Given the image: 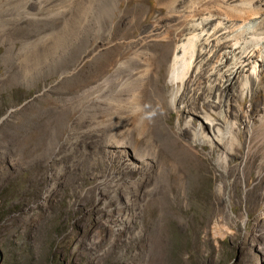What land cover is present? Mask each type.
<instances>
[{
	"label": "rangeland",
	"instance_id": "obj_1",
	"mask_svg": "<svg viewBox=\"0 0 264 264\" xmlns=\"http://www.w3.org/2000/svg\"><path fill=\"white\" fill-rule=\"evenodd\" d=\"M49 1L53 0H31L28 7L34 11L38 4ZM60 5L56 15L36 20L28 17L20 23L9 21L6 26L0 24V191L7 183L22 185V195L9 202L11 208L19 209L8 216V224L22 222L25 239H30L42 254L46 252L43 243L52 234L49 232L52 227L57 228L56 234L70 232L71 245L74 251L79 250L80 256L76 258L79 264H194L189 259L191 253L186 251L197 246L203 264H264V196L258 199V204L251 205L248 197L253 199L251 190L257 183V173L250 165L246 196L241 172L246 134L244 119L246 114L251 117L256 113L255 110L247 113V107L250 99L256 105L263 103L264 91L259 89L252 98L245 95L234 103L237 113H241L238 118L243 141V147L234 157L237 166H228L231 174L228 178L235 180L234 185L228 182L226 172L217 167L216 154H211L208 146H200L191 136L179 134L177 113L168 110L161 115L168 137L156 130L159 139L155 138L159 145H164L161 153L166 150L167 155L169 151L166 157L170 156L171 162L168 168L166 165V174L160 175L159 189L152 195L151 205L140 202L134 209L135 214L123 208L126 191L122 187L112 191L113 201L107 204L109 193L104 192L101 180H105L103 176L109 174V169L119 171V163L106 160L111 156L110 150L99 142L92 144L89 140L90 146L81 145L79 152L76 145L71 149L65 142L66 135L79 111L71 110L66 114V109L58 107L56 100L63 96L62 91L64 96L73 95L72 92L77 94L109 71L118 53H129L125 47L127 43L123 46L119 41H139L155 18L166 14L167 8L160 5V0H119L113 18L103 20L104 30L112 20V32L117 33L113 38L115 44L95 54H83L87 44L105 42V38L93 39L86 29L77 39L67 38V44L71 43L66 52L48 60L35 77L25 81L19 63L16 64L17 50L23 41L35 44L37 33L66 25L70 12L74 11L69 12L67 5ZM2 15L0 19L4 21ZM46 38L50 43L51 39ZM156 50L160 55L157 62L159 88L164 85L168 43L158 41ZM81 55H84L83 61L77 66ZM74 66H77L76 71L60 76L63 70ZM225 93L238 95L239 90L231 87ZM161 134L163 137L159 136ZM165 146L168 148L164 149ZM88 153H95L96 157L84 155ZM127 153L135 161L132 150ZM165 154L161 157L165 158ZM171 156H175L174 159ZM96 159L105 161L101 166L90 165L97 162ZM63 163L73 166L64 170ZM58 169L62 170L56 177ZM172 174L178 176L177 190L174 183L172 185ZM221 181L227 183V189L219 192ZM137 199L143 201L149 197L144 198L139 193Z\"/></svg>",
	"mask_w": 264,
	"mask_h": 264
},
{
	"label": "bare ground",
	"instance_id": "obj_2",
	"mask_svg": "<svg viewBox=\"0 0 264 264\" xmlns=\"http://www.w3.org/2000/svg\"><path fill=\"white\" fill-rule=\"evenodd\" d=\"M30 1L0 0V14L5 16L0 24L6 26L9 21L20 23L28 17L36 20L56 15L60 4L74 12H70L62 28L37 33L35 44L22 42L16 53V64L19 63L25 81L35 77L48 60L66 52L71 43L67 44V38L77 39L86 29L93 39L105 38V42L87 44L83 54H95L116 42L112 20L107 30L103 28V20L113 18L119 0H60V3L53 0L38 4L34 11L28 7ZM160 5L167 8L166 14L157 16L139 41H119L123 46L127 43L125 47L129 53L119 51L109 71L88 83L81 92L64 96L62 91L63 96L56 98L58 107L65 108L66 114L71 110L79 111L68 126L67 145L71 149L76 145L79 152L81 145L90 146L89 140L92 144L99 142L110 150L111 156L106 160L119 163V171L109 169L101 185L104 192L109 193L107 204L113 201L112 191L124 188L126 199L122 207L129 211L139 207L140 202L150 206L152 195L159 189L160 175L166 174L169 151L166 155L164 150L162 156L165 158H162L164 145L156 142V130L168 137L162 126V113L175 110L179 134L191 136L200 146H208L210 153L216 154L217 167L226 172L228 182L234 185L235 180L228 178L231 176L228 166H237L234 157L243 147L238 118L241 113H237L234 103L245 95L252 98L259 89L264 91V0H160ZM46 37L51 39L50 43L46 42ZM158 41H166L169 46L167 58L164 57L166 90L164 85L158 88L157 84ZM81 56L77 66L83 61L84 55ZM77 66L63 70L60 76L76 71ZM231 87L238 88L239 94H226ZM253 110L255 115L246 114L244 119L246 134L241 169L246 196L250 165L257 173V183L251 190L253 199L248 197L251 205L258 204V199L264 196V102L256 105L250 99L247 113ZM128 150L134 153L135 161L129 157ZM84 155L96 157L95 153ZM104 161H90V165L101 166ZM72 166V163H63L61 167L67 170ZM61 170L54 172L56 177ZM170 177L177 190L178 176L172 174ZM226 184L221 181L219 192L227 189ZM139 193L149 199H137ZM228 202L231 205L230 200Z\"/></svg>",
	"mask_w": 264,
	"mask_h": 264
},
{
	"label": "trees",
	"instance_id": "obj_3",
	"mask_svg": "<svg viewBox=\"0 0 264 264\" xmlns=\"http://www.w3.org/2000/svg\"><path fill=\"white\" fill-rule=\"evenodd\" d=\"M21 188L22 185L20 183L14 182L7 183L0 191V264H79L76 261L77 256H80L79 250L74 251L75 247L71 245L70 232L65 235L56 234L57 228L55 226L52 227L49 230L52 234L43 243V249L46 252L42 254L29 242L31 241L30 239H25L22 233V222L8 224V216L19 209V207L11 208L9 202L15 196L19 197L22 195L20 192ZM187 243H189V240H187ZM186 253H191L189 259L194 261V264H203L200 259L198 246L196 248H188ZM201 258L204 261L203 257ZM187 261L188 258H186L185 262Z\"/></svg>",
	"mask_w": 264,
	"mask_h": 264
}]
</instances>
